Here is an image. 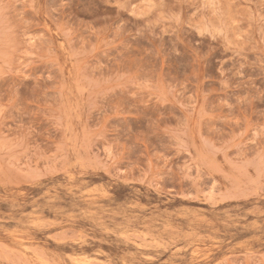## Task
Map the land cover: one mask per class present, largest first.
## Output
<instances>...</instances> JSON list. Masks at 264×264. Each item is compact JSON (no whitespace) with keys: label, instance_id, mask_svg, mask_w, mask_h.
<instances>
[{"label":"rangeland","instance_id":"1","mask_svg":"<svg viewBox=\"0 0 264 264\" xmlns=\"http://www.w3.org/2000/svg\"><path fill=\"white\" fill-rule=\"evenodd\" d=\"M0 264H264V0H0Z\"/></svg>","mask_w":264,"mask_h":264}]
</instances>
